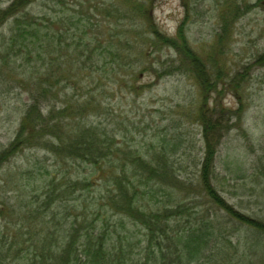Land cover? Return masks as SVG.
Listing matches in <instances>:
<instances>
[{"label":"trees","instance_id":"obj_1","mask_svg":"<svg viewBox=\"0 0 264 264\" xmlns=\"http://www.w3.org/2000/svg\"><path fill=\"white\" fill-rule=\"evenodd\" d=\"M35 1L13 0L7 7H0V30L5 27L8 30L0 33V58L3 66L10 67L14 73H7L5 80L17 83L29 99L22 109L13 139L0 147V170L10 164L18 152L37 147L51 151L59 167L42 174L44 183L29 190L23 210L18 212L10 197L0 199V219L3 220L0 264H240L234 258L239 252L242 228L248 227L245 236L255 246L264 237V220L248 218L233 210L220 194L216 186L218 180L214 179L221 175L216 153L222 131L232 128L230 120L239 119L244 110L246 77L237 72L230 74L228 70L230 79L225 82L224 68L216 64L215 79L211 80V74L206 73L204 80L201 77L204 62L193 49L183 46L185 35L181 25L177 34H160L151 15L152 6L125 1L127 10L147 14L144 16L149 20L148 29L155 35L149 38L153 40L152 45L161 40L174 46L187 61L185 69L197 70L203 80L199 83L205 96L195 117L203 127V137L208 144L203 160L197 163L201 164L198 177H183L177 174L182 167L171 159L165 148L158 150L152 146V156L146 157L138 148L120 146L109 130L99 131L100 127L87 124L85 119L94 106L91 97L78 104L77 110L72 104L57 110L43 105L50 96L57 95L61 81L70 82L65 87L71 86V76L82 68H72L74 61L66 65L72 68L68 72L63 68L60 73L59 69L57 72L47 68L45 54L50 50L49 40L63 41L61 27L54 26L52 18L46 14H33L28 8ZM122 8L116 6L112 10L122 14ZM228 30L225 26L224 33L219 35L221 40L230 32ZM110 45L100 50L103 58L111 57L104 66L107 69L115 64L119 68L124 51L119 47L113 51ZM257 62L264 65V53L259 54ZM231 88L240 102L235 110L223 105L218 98ZM208 92L213 94L212 107L208 104L211 102ZM96 109L97 106L91 111ZM73 113L79 118L71 125L66 119ZM213 135L218 138L215 144L210 141ZM75 162L82 172L73 177L68 166ZM20 184L25 189L30 186V183ZM166 185L181 191L188 188V191L179 196L167 191ZM99 186L102 191L96 193ZM191 190L206 196L219 210L226 209L229 217L225 219L215 205L206 207V203H199V196H190ZM162 197L170 198L169 202L165 203Z\"/></svg>","mask_w":264,"mask_h":264},{"label":"rangeland","instance_id":"obj_2","mask_svg":"<svg viewBox=\"0 0 264 264\" xmlns=\"http://www.w3.org/2000/svg\"><path fill=\"white\" fill-rule=\"evenodd\" d=\"M12 1L0 0V7L5 8ZM125 1L36 0L29 6L33 14H46L52 18L54 26L61 27L63 41L49 40L50 50L45 54L47 68L57 72L59 69V73L62 68L64 72L74 67L82 68L71 76V86L65 87L68 81H61L57 95L50 96L43 105L57 110L72 104L77 110L78 104L91 97L93 107L97 106V109L91 111L93 107L90 108L89 115L84 118L87 124L100 127L99 131L109 130L115 134L120 146L138 148L146 157L152 156V146L158 150L165 148L171 159L182 167L177 174L197 178L201 167L197 163L203 160L208 144L203 137V127L195 117L205 96L199 83L203 80L198 77L197 70L185 69L187 61L174 46L161 40L152 45L153 40L149 38H155V35L148 29L149 20L144 16L147 14L127 10ZM132 1L145 7L152 6L151 15L160 34H177L181 25L185 35V41L181 40L183 46L193 49L204 62L201 76L204 80L206 73L211 74V80L215 79L216 64L224 68L225 82L230 79L228 70L230 74L237 72L246 77L242 98L244 110L239 119L233 117L230 120L232 128L222 131L216 153L221 175L214 180H218L216 186L233 210L248 218L264 220V65L257 62L259 54L264 53V0ZM116 6L123 7L122 14L112 10ZM225 26L230 32L221 40L219 35L224 33ZM6 29H2L3 32H8ZM109 45L113 51L116 47L124 51L119 68L115 64L107 69L104 66L111 57L103 58L100 50ZM72 61L75 66L67 68ZM7 73L14 75L10 67L3 66L0 58V147L13 139L22 109L29 101L27 92H23L17 83L5 80ZM233 91V88L227 89L217 97L222 99L223 105L235 110L240 102ZM207 97L212 107L215 103L213 94L208 92ZM78 118L73 113L66 122L74 125ZM223 118L227 119L226 115ZM68 128L66 124V130ZM210 141L215 144L218 138L213 135ZM55 158L51 151L42 147L18 152L11 163L0 170V199L10 197L17 211L23 210L29 190L44 183L42 174L59 167ZM68 169L73 177L82 172L76 162ZM20 183H30V186L25 189ZM166 188L179 196L188 191V188L181 191L167 185ZM100 190L101 186L95 192L100 193ZM191 191V197L199 196V203H206V207L215 205L197 190ZM162 200L168 203L170 198L162 197ZM215 207L219 208L218 205ZM219 211L224 213L225 219L229 217L223 207ZM245 229L248 227L242 228L239 244L236 242L238 235L232 238L239 247V252L233 253H236L234 261L264 264V237L262 242L251 245Z\"/></svg>","mask_w":264,"mask_h":264}]
</instances>
